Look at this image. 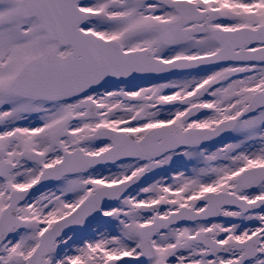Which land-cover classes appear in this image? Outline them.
I'll return each instance as SVG.
<instances>
[{"label": "rangeland", "instance_id": "1", "mask_svg": "<svg viewBox=\"0 0 264 264\" xmlns=\"http://www.w3.org/2000/svg\"><path fill=\"white\" fill-rule=\"evenodd\" d=\"M198 3L204 8L218 7L221 10L224 15L223 20L215 23V26L224 28L245 25L256 27L264 23V0H198ZM4 4L7 5L5 14L12 17L13 21H11V30L3 32L9 39H6L7 43L4 46V72L0 87V160L13 162L15 171L9 178L0 179V212L7 204L8 194L13 188L27 186L37 177L43 167L57 162L64 150H71L77 139L90 134L98 127L107 126L127 132L131 131L137 136L143 135L153 126L168 122H175L185 128L212 127L217 122L240 112L253 93L264 90V62H262L252 64L248 72L241 71V64H231L188 70L167 77L132 79L124 82L122 87L113 85L107 90H96L88 94L98 102V114L96 118L90 120L81 116L82 110L77 106L76 101L46 102L12 97L7 91L11 79L29 58L47 50L50 43L35 19L19 21L16 19L17 5ZM102 8L104 9V6ZM127 8V5L122 4H113L111 10L105 8L102 10V14L88 24L90 27L88 29L113 37L120 34L116 30H124L129 25V21L135 22L138 27L143 25V19L146 17L141 14L153 11L152 8L142 6L141 14L137 16L124 15L128 11ZM105 10L109 15L107 18L104 15ZM121 15L124 18H121ZM1 24L2 20H0ZM10 31L20 35V38L16 39V35H10ZM145 32L142 29H135L130 31L131 34L126 33L129 41H123L124 47L131 49L147 43L154 49L157 56L165 60L207 54L218 47L209 35L196 37L183 45L162 46L158 43L155 32L151 31L146 34ZM14 49H18V51L16 52ZM59 51L64 52L61 49ZM202 88L205 89V98L209 100V103L205 101L207 103L205 105L206 114L201 117L182 120L181 115L184 107H168L166 104L168 99L183 97ZM126 89L129 91V100L125 95ZM130 98H136V101H130ZM140 113L145 117L142 120L138 117ZM44 114L48 116L64 115L65 118L53 124L51 131L46 126L49 132L43 138L29 134V130L45 125V123L41 124ZM20 128H26L28 131L26 134L15 131ZM109 146L108 141L91 140L83 144L82 147L85 152L98 153ZM32 152H37L38 161L33 160ZM211 153L216 155L205 161V157L210 156ZM194 157L198 159L195 164H193ZM261 164H264V109L243 119L231 133L205 147L180 149L169 152L157 160L130 159L90 169L77 175L65 176L63 179L77 178L72 181L71 185L80 184L88 194L96 186L104 183L114 184L133 174L144 176L141 184L130 190L111 208L103 211V218L99 224L93 226V228L98 227V230L105 233L106 237L114 239L116 237L114 232L121 229H118L121 222L135 221L133 235L137 237L130 246L135 245L136 250L130 253L125 249L120 250L122 257L119 260L103 258V255L108 252L105 250L97 253L101 258L97 259L100 261L99 264H129V256L136 255V252L139 253L140 221L148 219L150 222L155 215H168L183 204L198 210L203 207L198 203V197L201 194L209 190H231L236 176L243 169ZM220 165L222 166L220 171L213 169ZM175 166L185 169L180 170L181 176L179 177L181 181L185 182L189 181L192 169L194 172L195 170L199 171L196 174V179H191L194 180L193 184L184 188L185 190L177 195L173 193L181 189L182 184L175 180L173 183L167 182L170 180L171 170ZM203 169L205 171H202ZM57 182L48 184L34 192L19 206V215L26 219L27 224L24 229L0 245V264H26L28 255L38 241L39 233L50 226L54 220L69 213L78 204L79 201L70 202L71 199L65 198V201H69V203L64 210L47 214L48 209L53 210L55 204L50 201L51 196L59 195L62 190L56 184ZM240 195L249 200L264 196V182L254 189L240 193ZM153 203L161 204L160 212L147 214L141 211L143 205ZM41 204H45L44 207H41V210L40 208L36 210V207ZM24 206L27 207L23 209ZM28 207L30 212H28ZM129 210L133 211L132 216H129ZM32 211L36 215H32ZM125 212L127 215L124 214ZM220 219L219 222L224 226L215 223L208 226L214 238L227 242L244 240L253 229L260 228L259 225L264 223V211L244 214L236 209L225 208L221 212ZM108 220L111 222H107ZM106 224H112V226ZM181 225L192 227L193 224ZM114 226L116 227L114 228ZM178 227L176 225L166 230L165 238L170 250L161 254L157 251V264H217L226 260L223 257L208 260L201 245L194 241L193 235L191 236L189 232L185 231L178 234L180 235L178 237L176 230ZM93 228L84 226L59 239L53 253L49 256L51 264H94L95 260L89 259L91 256L85 254V256L79 257L78 252H75V257L69 260L68 255L73 254V251L70 252L72 249L65 248L66 245L79 247L81 243L85 242L86 234ZM200 230L198 227L196 228V231ZM114 241L112 242L114 243ZM260 251L261 254L257 259H253L251 264H264V234ZM236 254L238 253L230 251L228 256ZM62 257L65 259L61 260ZM179 257L182 258L177 261Z\"/></svg>", "mask_w": 264, "mask_h": 264}, {"label": "water", "instance_id": "2", "mask_svg": "<svg viewBox=\"0 0 264 264\" xmlns=\"http://www.w3.org/2000/svg\"><path fill=\"white\" fill-rule=\"evenodd\" d=\"M166 1L168 5H174L181 16L178 20L169 22L163 27L161 35L163 43H182L190 40L193 35L209 31L213 39L220 44V48L211 55L164 61L157 58L155 53L148 48L124 51L115 41L104 40L81 31L79 26L92 18L93 14L80 10L74 0L66 3H40L37 0H24L20 6V15L23 17L36 16L48 36L58 40L62 45L69 44L72 52L61 57L52 51L45 56L31 59L11 82L10 91L32 99L65 100L132 77L169 75L197 67L264 60V46L254 50L248 49L255 43H264V25L256 29L249 27L234 30L211 29L207 23L220 19L217 10H212L206 15V12L194 7L188 10L185 1L181 4ZM202 20L204 21L202 24L197 23L194 27H184L188 22ZM194 97L196 95L185 98L181 102L189 101ZM79 106L86 109L84 117H93L96 113L95 104L91 99L80 101ZM263 107L264 91H258L242 112L219 122L214 128L183 130L175 124L162 125L152 128L139 140L132 133L99 128L86 138L77 141L74 150L65 151L60 162L44 168L39 178L28 188L12 190L8 204L0 215V244L26 224L25 220L18 216V204L32 191L47 183L66 174L84 172L90 167H99L128 158L141 160L158 158L165 152L180 147L203 146L227 134L238 120ZM201 111V107L194 106L184 115V118L197 115ZM91 138L110 140L111 146L100 154L85 153L80 143ZM11 169V164L0 162V176H8ZM262 180H264V165L247 168L238 175L234 190L248 189ZM140 181L139 176H132L118 184H105L95 188L70 214L56 220L51 227L40 234L39 242L29 256L27 264H49L47 255L53 251L58 238L77 227L96 224L103 209L110 207ZM199 202L206 203L205 208L199 212L183 206L168 217H156L151 224L143 225L141 227V256L132 258L131 261L137 262L153 255L155 253L152 240L154 234L171 224L218 218L220 209L227 205L239 207L243 212L264 209V198H259L255 202H247L235 193L223 191H209L200 197ZM154 207L159 208L158 205ZM144 209L147 210L146 207ZM262 232H264V227ZM195 240L203 243L207 248V255L215 256L217 252L226 251L229 247L227 244H220L213 240L209 230L199 232ZM258 244L259 234L253 235L242 243L234 242L235 249L244 248L245 252L239 261L230 264H240L251 259L258 253Z\"/></svg>", "mask_w": 264, "mask_h": 264}, {"label": "bare ground", "instance_id": "3", "mask_svg": "<svg viewBox=\"0 0 264 264\" xmlns=\"http://www.w3.org/2000/svg\"><path fill=\"white\" fill-rule=\"evenodd\" d=\"M6 8H7V5H5L4 3L0 2V20H2V24H3V25L2 24L0 25V87H1V84H2V77H3V72H4L3 71V67H4L3 66L4 46L7 43L6 39H9V38L5 37L3 32H4V30H8L9 31L12 28V23H11L12 17H9L8 15L5 14ZM9 34L13 35L14 33L10 31ZM14 35H16V39L20 38V35H18V34H14ZM14 50L16 52L18 51V49H14ZM7 58L9 59L10 57L8 56ZM205 101H208V103H209L208 99L202 100L201 102L204 103V104H207V103H205ZM64 118H65L64 115L63 116H61V115H50V116H48L47 114H44V115H42L41 124L43 125L45 123V125H43V126H41L39 128L32 129L31 131L29 130V132H30L29 134H34V136H36L38 138H43L44 136H46L47 132L52 130L53 124L63 120ZM46 126H48L49 131L46 129ZM15 131L18 132V133L26 134V132L28 130L26 128H20V129H15ZM215 155L216 154L211 153L210 156L205 157L204 160L207 161L208 159L213 158ZM193 159H194L193 164H195L196 161H198V159L196 157H194ZM213 169L215 171H220L222 169V166L221 165L220 166H215ZM180 170L183 171L185 169H180V167H178V166L173 167V169L171 170V173H170V175H171L170 180H167L168 177L166 179L167 182L173 183V180H175V181L180 182L182 184V188L179 189L177 192L173 193L175 195H177V193L182 192L183 190H185L184 188H187L188 186L193 184L194 180L196 179V174L199 172L198 170H195V172H194L193 169H192L189 181L185 182V181H181V178H179L181 176V171ZM202 171H205V169H203ZM27 172H30V170H27ZM192 173H193V176H192ZM192 178L194 180H191ZM73 180H77V178H75V179H61L60 181H58L56 183V184H58V186L60 188H62V190L59 192V195L51 196V200L50 201L55 203V204L53 205V210H51L50 208L49 209L45 208V209H48L47 214H49L51 212L52 213H55V212L58 213V212L64 210L65 206L68 205L67 203H69V201H67V202L65 201V198L66 199L67 198L71 199L70 202H73V201L76 202V201H80L86 195L87 191H85L80 186V184L73 185V186L71 185ZM68 192H69V194L67 195ZM70 204L72 205L73 203H70ZM44 205L45 204H41L39 207H36V210H39V208L41 210V207H44ZM26 207L24 206L23 209L26 208ZM30 211H29V207H28V212H30ZM33 214L36 215V213L32 211V215ZM124 214L127 215L126 212ZM132 215H133V211L129 210V216H132ZM107 222H111V221L108 220ZM147 222H148V219H144V220L140 221L139 224L141 225V224H144V223H147ZM214 223L216 225L217 224H221L219 222V220H218V221H214L212 223H210L209 221L195 223V224L192 225V227H186L184 225H178L179 227L176 229L177 230V235L178 234H182V233H184L186 231V232H189V235L192 236L194 234V232L196 231L197 227L199 229L208 228L209 225H211V224L213 225ZM120 224L121 225L118 227V229L119 228H121V229H119L118 231L116 230V232H114V233H116V237L114 239L111 238V237H106L105 236L106 234L105 233H101V231L98 230L99 229L98 227L97 228H93V226H91L93 229L90 230L86 234L85 242L81 243L79 247L77 245H74V246H71V247H69L67 245H66L67 247L65 246V248L72 249V250H70V252L73 251V254H69L68 255L70 257L69 259L74 258L75 257V252H78V256L79 257L85 256V254H86L88 256H91V257H89V259H94L95 260L94 264H99L100 261L97 260V259H101L100 255H97V253H99V251H103V250L108 251L106 254L103 255V258H108L109 260H114V259L119 260V258L122 257V254H121L120 250L125 249L129 253L133 252L134 250H136L135 249V245L130 246L131 242L136 240V237H137V236L135 237L133 235L135 221L134 220H127L126 222H121ZM196 224H200V225H196ZM106 225H108L110 227L112 226V224H110V225L106 224ZM221 225H223V224H221ZM115 227L116 226H114V228ZM255 231H256V229H253L249 233V235H252ZM166 232L167 231H165L164 233H160L159 235H157L155 237V242L154 243H155V246H156V250L159 252V254L165 253L166 251L170 250V248L168 246L169 244L166 243V241H167V239L165 238L166 237V234H165ZM101 236H103V237H101ZM179 236L180 235H178V237ZM113 240H115L114 243L112 242ZM121 244H122V247H120ZM113 245H115V246H113ZM113 247H114V249H113ZM136 253H138V252H136ZM180 256H183V255H180ZM221 257H223V259L226 258V260L230 259V256L227 258L226 256L220 254L218 258H221ZM231 257H234V256H231ZM181 258L182 257L177 258V261H180ZM63 259H65V258L62 257L61 260H63ZM207 259L210 260L209 257H207ZM251 262L250 263H246V264H251ZM138 264H157V260H156V257H150V258H147V259L143 260L142 263H138ZM190 264H192V263H190Z\"/></svg>", "mask_w": 264, "mask_h": 264}, {"label": "flooded vegetation", "instance_id": "4", "mask_svg": "<svg viewBox=\"0 0 264 264\" xmlns=\"http://www.w3.org/2000/svg\"><path fill=\"white\" fill-rule=\"evenodd\" d=\"M105 0H78V3L81 4V5H95L96 3H101ZM108 1V0H106ZM114 2L113 3H119L120 1L122 0H113ZM127 5H128V10H129V14L128 15H134V16H137L139 14L138 11H140V7L144 6V5H147L148 3L145 2V0H124ZM135 12H138V13H135ZM148 14V19L146 20V23L143 24L142 26V30L143 31H146L145 34L147 32H157L159 31L160 29V20H164L165 17H159L161 15V13H158V12H149L147 13ZM126 29L128 30H121V29H118L117 31L120 33L118 35H116L115 38H118L120 41H124V40H127L129 41V38H127V34L126 33H129V25L126 27ZM122 32V33H121ZM141 33H144V32H141ZM145 36V35H144Z\"/></svg>", "mask_w": 264, "mask_h": 264}]
</instances>
